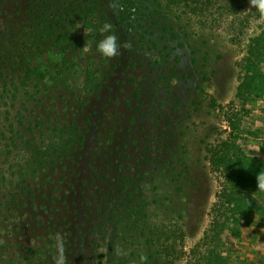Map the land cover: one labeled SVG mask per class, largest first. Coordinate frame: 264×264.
Segmentation results:
<instances>
[{
	"label": "rangeland",
	"instance_id": "rangeland-1",
	"mask_svg": "<svg viewBox=\"0 0 264 264\" xmlns=\"http://www.w3.org/2000/svg\"><path fill=\"white\" fill-rule=\"evenodd\" d=\"M80 1L0 0V264H54L57 234L67 264H264V216L234 235L207 158L264 159V86L238 91L259 13Z\"/></svg>",
	"mask_w": 264,
	"mask_h": 264
},
{
	"label": "trees",
	"instance_id": "trees-1",
	"mask_svg": "<svg viewBox=\"0 0 264 264\" xmlns=\"http://www.w3.org/2000/svg\"><path fill=\"white\" fill-rule=\"evenodd\" d=\"M163 2L177 9H249L248 0H112L125 19L124 9H136L132 14L147 9L149 3ZM94 0H81L75 9H87ZM138 10V11H137ZM243 63L240 65L238 91L252 94L264 86V35L251 40ZM207 147V158L213 170L222 174L221 191L216 195L213 211L219 218L227 217L235 236L242 235V225L253 214L264 216V192L257 191L256 174L264 170V159L248 156L230 140L221 139ZM218 218V220H219ZM219 222V221H217Z\"/></svg>",
	"mask_w": 264,
	"mask_h": 264
},
{
	"label": "clouds",
	"instance_id": "clouds-1",
	"mask_svg": "<svg viewBox=\"0 0 264 264\" xmlns=\"http://www.w3.org/2000/svg\"><path fill=\"white\" fill-rule=\"evenodd\" d=\"M249 9H254L259 13V20L264 21V0H248ZM114 6V5H113ZM112 25L105 23L100 31L104 33H110ZM97 52L105 58H114L118 55V43L115 35H106L104 39L99 41L96 46ZM83 51L87 53L89 51V45H85ZM257 188L259 192H264V170L259 171L256 174ZM264 246V244H262ZM55 250L56 254L53 257L54 264H67V257L65 253V243L61 235L57 234L55 237ZM124 254V253H118ZM147 256L141 254L138 264H146Z\"/></svg>",
	"mask_w": 264,
	"mask_h": 264
}]
</instances>
